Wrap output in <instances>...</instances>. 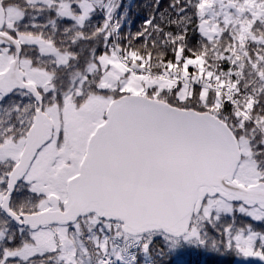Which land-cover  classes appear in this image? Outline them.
I'll use <instances>...</instances> for the list:
<instances>
[{"label":"trees","instance_id":"obj_1","mask_svg":"<svg viewBox=\"0 0 264 264\" xmlns=\"http://www.w3.org/2000/svg\"><path fill=\"white\" fill-rule=\"evenodd\" d=\"M81 1L51 0L52 4H46L33 0H0L5 10L10 7L21 13L10 30L5 27L6 32L15 39L19 36L39 39L50 50L45 53L37 46L21 45V58L32 69L49 75L50 91L42 94L39 90L44 108V100L61 106L67 97L78 106L94 95L111 101L125 96L98 86L99 60L112 48L132 69H140L138 71L147 78L178 82L182 62L200 60L203 75L207 74L213 84L221 85L220 89L230 100L215 105L212 93L202 100L197 87L184 101L176 98V89L162 91L157 100L178 109L210 113L224 122L237 142H244L247 154L242 159L254 166L258 182L264 183V20L251 26L250 35L257 40L241 42L231 25L224 27L219 19L216 34H203L205 0H90L91 12L79 25L76 18L82 14ZM258 1L264 3V0ZM62 3L70 4L73 17L60 15ZM114 21L117 31L113 32ZM53 54L65 56L67 63L57 66ZM198 70V67L187 68L190 75ZM79 85L80 91L75 93ZM1 101L0 142L25 137L33 113L30 97L18 92ZM11 168L6 162L0 163L1 196L6 193ZM40 204L41 197L30 192L22 182L12 197L10 208L15 214H33L39 212ZM88 224L81 227L87 256L81 255L75 264H97L101 256L98 247L88 240L94 233L93 229L88 231ZM251 226L254 225L250 220L235 214L219 216L203 222L196 240L171 246L169 250L165 244L169 238L152 235L145 238L146 256L142 250L139 259L146 264H232L236 249L232 241L238 230L264 233V224L257 225L256 229ZM0 235L3 236L0 261L6 252L12 253L30 243V232L16 227L1 211ZM55 257L53 253L37 255L33 260L37 264H63ZM4 262L18 264L13 258L6 261L4 258Z\"/></svg>","mask_w":264,"mask_h":264},{"label":"water","instance_id":"obj_2","mask_svg":"<svg viewBox=\"0 0 264 264\" xmlns=\"http://www.w3.org/2000/svg\"><path fill=\"white\" fill-rule=\"evenodd\" d=\"M4 24L0 5V47L13 51L8 68L0 74V95L8 98L23 92L34 102L31 127L18 162L7 175L0 205L16 227L33 233L69 227L93 215L120 224L128 236L161 234L176 240L188 234L207 199L264 212V183L245 187L234 179L241 154L225 123L209 113L126 95L108 105L104 122L90 136L78 174L66 184L63 208L50 196L47 210L15 214L12 197L37 153L51 141L53 125L43 113L37 89L24 83L21 47L3 33Z\"/></svg>","mask_w":264,"mask_h":264},{"label":"rangeland","instance_id":"obj_3","mask_svg":"<svg viewBox=\"0 0 264 264\" xmlns=\"http://www.w3.org/2000/svg\"><path fill=\"white\" fill-rule=\"evenodd\" d=\"M37 1L52 4L51 0H33V2ZM81 2L82 14L76 18L79 25L83 24L92 9L90 0H82ZM205 3L203 8L204 22L201 26V31L204 35L209 34L208 36H210L211 32L213 34L217 33L216 22L219 19L224 27L231 25L241 42L257 40L250 35V29L255 22L264 20L263 2L258 0H205ZM59 7L60 15L73 17L69 3H62ZM5 15L8 30L21 17L18 9L10 7L5 10ZM114 31L115 28L113 27ZM107 34L110 35L109 31ZM16 40L20 45L37 46L45 53L50 51L47 45L36 38L29 39L19 36ZM52 58L57 66L67 63L65 56L53 54ZM12 59V50L8 48L0 49V73L8 68ZM178 60H180V57ZM124 61L127 60L124 59ZM182 65L183 68L180 70L181 74L178 81L180 83L173 79L140 78L134 70L131 72V70L125 68L117 55L110 51L109 54L104 55L99 60L101 78L98 86L101 90H114L125 95L143 96L153 100H157L159 94L164 90L176 89L175 95L179 101H184L191 97L193 89L197 87L200 90L201 99H207L210 93L209 76L207 74L203 75L201 61L185 59ZM189 66L198 67V72L190 75L187 71ZM129 67L132 69L131 64H129ZM20 68L27 83L41 90L42 94L50 91L48 86L49 75L43 71L32 69L28 62L22 58L20 60ZM80 86L77 87L75 93H79ZM214 94L213 104L218 105L222 101V96L221 94ZM1 100L0 97V103L2 102ZM44 102H46V108L43 106V111L52 122L53 136L51 141L37 153L23 181L30 192L41 197L39 211L49 207L47 199L50 196H55L59 200L60 206L64 203L66 182L77 175L87 141L94 130L103 123L104 113L111 100L107 97L94 95L78 106L67 97L63 100L61 106L51 104L47 100H44ZM237 108L239 109V107ZM240 110L238 111L240 112ZM32 117L33 113L31 112V117H29L30 124ZM243 143L242 141L238 142V145H241L239 149L242 157L247 154V147L242 145ZM23 147L24 136L19 139L10 138L3 143L0 142V163L6 162L13 167L18 161ZM258 179L259 176L256 174L254 166L247 159H242L235 174V180L247 187L256 185ZM3 196L0 194V205ZM233 214L236 217H244L250 220L254 225L251 227L254 229L257 228V225L264 224V212L259 209H245L216 198L204 203L200 215L194 219L190 231L183 239L179 241L167 239L165 244L168 250L169 247L179 246L180 243L189 244L197 239L204 221L213 218L217 219V217L223 215L232 216ZM83 222L86 225L89 223L88 231H91L96 225L97 232L100 235L92 236L93 243L102 253L115 259L116 252L113 244H111L110 233L106 229L107 224L98 221L96 218H89L88 221L84 220ZM83 222L80 225L73 226V228L59 227L30 233L28 239L30 243L23 244L21 248L12 253L11 251L6 252L3 257L5 261L6 258L18 260V264H37L33 260L35 256L51 255L53 253L58 263L75 264L78 257H81V255L87 256L85 245L82 242L84 235L81 227L84 225ZM121 236L127 237L122 232ZM2 237L0 235L1 242ZM232 242L236 248L232 264H264L263 232L240 229L233 236ZM142 249L144 251L143 254L146 256V245ZM4 258L0 261V264H7V262H4ZM44 260L46 261V259ZM101 260L102 257L99 259V264H111V262H101Z\"/></svg>","mask_w":264,"mask_h":264},{"label":"built area","instance_id":"obj_4","mask_svg":"<svg viewBox=\"0 0 264 264\" xmlns=\"http://www.w3.org/2000/svg\"><path fill=\"white\" fill-rule=\"evenodd\" d=\"M115 245L118 250V260L120 264H136L135 255L139 248L140 242L134 241L122 242L121 240H115Z\"/></svg>","mask_w":264,"mask_h":264}]
</instances>
